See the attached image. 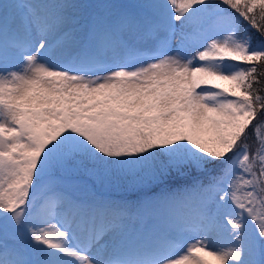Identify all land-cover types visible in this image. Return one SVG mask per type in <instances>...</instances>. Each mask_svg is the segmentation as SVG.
<instances>
[{
	"label": "snow or ice",
	"instance_id": "1",
	"mask_svg": "<svg viewBox=\"0 0 264 264\" xmlns=\"http://www.w3.org/2000/svg\"><path fill=\"white\" fill-rule=\"evenodd\" d=\"M0 264H264V0H0Z\"/></svg>",
	"mask_w": 264,
	"mask_h": 264
},
{
	"label": "trees",
	"instance_id": "2",
	"mask_svg": "<svg viewBox=\"0 0 264 264\" xmlns=\"http://www.w3.org/2000/svg\"><path fill=\"white\" fill-rule=\"evenodd\" d=\"M77 2H80V3H93V2H96V0H77ZM122 193H117V195H120Z\"/></svg>",
	"mask_w": 264,
	"mask_h": 264
}]
</instances>
